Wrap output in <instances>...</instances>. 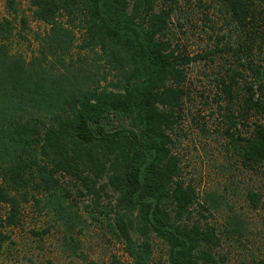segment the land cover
Here are the masks:
<instances>
[{
  "label": "rangeland",
  "instance_id": "1",
  "mask_svg": "<svg viewBox=\"0 0 264 264\" xmlns=\"http://www.w3.org/2000/svg\"><path fill=\"white\" fill-rule=\"evenodd\" d=\"M34 3L0 0V37L7 40L8 52L56 78L59 87L78 89L77 100L103 103L122 95L123 74L132 66L111 55L115 40L98 27L87 30L77 14L58 12L51 30L35 18ZM123 8L140 19L131 1ZM163 9L166 29L155 37L168 40L174 55L188 59L180 66L181 103L170 130H163L167 153L162 165L168 164L167 174H172L167 189L179 183L189 192L188 212L179 220L214 229L219 242L211 249L214 264H259L264 260V163L256 169L240 163L226 131L248 136L252 127H242L237 118L229 126V109L237 117V101L233 106L218 84L232 69L243 70L235 57L221 52L226 43L236 45L237 30L216 0H175L170 6L151 1V13ZM255 52L253 63L264 69V49ZM253 76L247 73L245 83L251 84ZM158 83L174 85L171 78ZM66 101L62 97L44 112L28 111L39 125V143L4 153L0 161V185L7 190L12 185L9 193L19 204L18 221L9 224V206L0 202V264H169L166 242L122 199L124 164L134 160L133 140L118 136L85 147L69 141L62 148L49 130L72 117L71 101ZM68 135L66 130L60 136L68 140ZM30 157L37 165L27 167ZM9 163H26L15 184ZM249 192L257 196L255 207ZM163 206L173 215L169 200Z\"/></svg>",
  "mask_w": 264,
  "mask_h": 264
},
{
  "label": "trees",
  "instance_id": "2",
  "mask_svg": "<svg viewBox=\"0 0 264 264\" xmlns=\"http://www.w3.org/2000/svg\"><path fill=\"white\" fill-rule=\"evenodd\" d=\"M129 1L132 12L140 18L138 21L123 8L127 0H35L34 3L35 18L49 24L51 30L56 26L58 12H64L66 16L77 14L88 25L87 30L98 27L115 40L111 55L115 54L118 61L128 59L132 66L123 74V94L116 95L115 101L77 100L78 89H70L66 84L59 87L56 78L52 79L31 62L10 54L7 40L0 37V161L4 153L39 143V125L37 121H31L28 111L44 112L52 103H59L62 97L65 104L70 100L72 117L68 114L65 121L60 120L49 130L62 148H66L65 143L69 141L85 147L118 136L130 137L134 143V160L130 165L124 164L122 199L130 208L138 210L148 228L166 242L169 264H214L211 249L219 243L214 229L179 220L188 212L189 192L179 183L171 191L167 189L172 174H167L168 164L162 165L167 153L163 142L167 136L163 130H170L172 113L181 103L184 71L180 66L188 59L181 54L174 55L168 40L155 37L166 29V10L154 14L151 13L152 0ZM161 1L169 6L175 3V0ZM216 2L225 9L230 24L238 33L236 45L226 43L221 52L230 53L243 68L232 69L227 79L222 78L218 83L233 106L234 100L237 101L234 106L237 117L233 115V109H229V126L237 118L242 127H252L248 136L226 133L242 166L245 169L260 168L264 163V83L261 80L264 69L253 63L252 56L256 55L255 51L264 49V0ZM247 73L254 75L251 84L245 83ZM168 78L173 79V86L159 85L158 82ZM255 79L258 83H254ZM235 86H238L237 96ZM155 104L168 110L160 111ZM66 130H69L68 140L60 136ZM31 159L27 167L37 165ZM5 165L15 184L22 178L20 167L24 168L26 163H17L15 167L10 163ZM171 167L175 174L174 166ZM1 179L5 180L3 176ZM9 186L7 190L0 185V202L9 206L6 220L13 224L18 221L19 204L9 193L15 189ZM247 198L255 207L256 194L249 192ZM166 199L174 207L173 215L163 206ZM259 264H264V260Z\"/></svg>",
  "mask_w": 264,
  "mask_h": 264
}]
</instances>
